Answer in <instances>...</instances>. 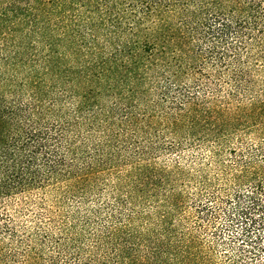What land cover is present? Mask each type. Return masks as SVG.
<instances>
[{"label":"trees","instance_id":"trees-1","mask_svg":"<svg viewBox=\"0 0 264 264\" xmlns=\"http://www.w3.org/2000/svg\"><path fill=\"white\" fill-rule=\"evenodd\" d=\"M0 264H264V0H0Z\"/></svg>","mask_w":264,"mask_h":264}]
</instances>
